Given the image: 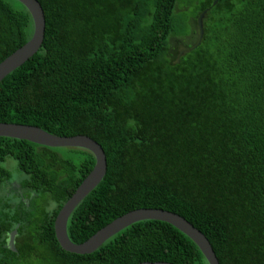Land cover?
Returning a JSON list of instances; mask_svg holds the SVG:
<instances>
[{"label":"trees","instance_id":"1","mask_svg":"<svg viewBox=\"0 0 264 264\" xmlns=\"http://www.w3.org/2000/svg\"><path fill=\"white\" fill-rule=\"evenodd\" d=\"M38 1L44 39L0 81V122L102 146L106 173L71 212L70 240L130 210L163 208L199 228L219 264H264V0ZM206 8L200 43L175 62ZM32 32L27 8L0 0V61ZM94 163L85 148L0 136V185L14 179L33 194L26 206L0 187V264H208L155 219L90 253L64 250L54 219Z\"/></svg>","mask_w":264,"mask_h":264},{"label":"water","instance_id":"2","mask_svg":"<svg viewBox=\"0 0 264 264\" xmlns=\"http://www.w3.org/2000/svg\"><path fill=\"white\" fill-rule=\"evenodd\" d=\"M29 11L33 20V32L31 37L12 53L0 61V81L11 71L22 65L33 56L41 47L45 32V16L43 8L38 0H18ZM217 0H214L215 4ZM208 8L204 9L197 18L198 38L192 46H180L177 58L190 49L195 48L203 35V17ZM0 136L25 139L31 142L50 147H81L91 151L95 156V163L89 173L77 186L71 196L65 201L54 219V231L60 246L69 252L85 254L94 251L105 240L119 232L124 227L140 220L155 219L166 221L189 238L199 247L208 264H219L218 258L206 235L182 215L163 208L141 207L130 210L99 228L90 237L80 243L70 240L67 234V221L77 204L94 188L104 177L107 169V160L102 146L93 138L85 134L71 136H59L52 134L39 126L13 122H0ZM17 230L13 229L7 237V247L15 251V236ZM135 264H176L170 261H142Z\"/></svg>","mask_w":264,"mask_h":264},{"label":"flooded vegetation","instance_id":"3","mask_svg":"<svg viewBox=\"0 0 264 264\" xmlns=\"http://www.w3.org/2000/svg\"><path fill=\"white\" fill-rule=\"evenodd\" d=\"M177 54H178V52H177ZM0 187L1 188L3 187L6 190L7 194L16 195L18 198L14 199V202L17 204L20 201H22L25 203L26 206H28L30 203V199L33 197V194H31V196H28V197L24 196L19 182L17 180H14V179H12L10 181L5 180L3 186L0 185ZM8 234H7V237H8Z\"/></svg>","mask_w":264,"mask_h":264},{"label":"rangeland","instance_id":"4","mask_svg":"<svg viewBox=\"0 0 264 264\" xmlns=\"http://www.w3.org/2000/svg\"><path fill=\"white\" fill-rule=\"evenodd\" d=\"M9 163H10V166H12V167H15L16 166V164H15V162L14 161H9ZM11 168V167H10Z\"/></svg>","mask_w":264,"mask_h":264},{"label":"bare ground","instance_id":"5","mask_svg":"<svg viewBox=\"0 0 264 264\" xmlns=\"http://www.w3.org/2000/svg\"><path fill=\"white\" fill-rule=\"evenodd\" d=\"M200 13H201V12H200ZM197 18H198V17H197ZM197 27H198V25H197ZM198 34H199V33H198ZM180 46H183V45H180ZM180 46H179V47H180ZM6 243H7V242H6Z\"/></svg>","mask_w":264,"mask_h":264}]
</instances>
